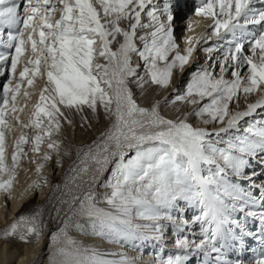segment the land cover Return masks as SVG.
I'll use <instances>...</instances> for the list:
<instances>
[{
	"label": "snow or ice",
	"instance_id": "6c2138e0",
	"mask_svg": "<svg viewBox=\"0 0 264 264\" xmlns=\"http://www.w3.org/2000/svg\"><path fill=\"white\" fill-rule=\"evenodd\" d=\"M173 9L174 0H0V48L9 50L0 51V78L5 79L0 85V195L13 198L17 168L27 156L23 145L31 144L39 155L47 141L43 162L33 161L40 174L53 152L61 155V143L53 137L73 123L72 115L88 123L83 115L88 110L94 116L103 113L109 122L97 142L80 150L70 182L95 183L112 164L110 180L102 185L111 189L105 199L110 210L96 207L88 192L61 201L71 212L60 229L71 246L58 249L63 264H135L76 247L67 237L75 215L97 218L92 227L112 242L164 241L170 228L175 251L157 256L155 264H190L199 255L205 264H264V180L247 171L258 158L264 166V122L254 121L236 134L241 121L264 110V0H201L195 15L212 21L211 32L201 40L215 37L223 43L203 49L220 55L194 70L183 92L174 76L190 63L194 39L185 41L186 49L177 43ZM38 77L46 84L25 124L16 115L23 110L18 97L22 86L31 88ZM146 84L175 89L164 104L176 106L179 114L166 116L158 100L141 106L131 85L144 90ZM257 94L258 99L249 100ZM184 107L188 110L180 112ZM189 116L218 127L194 126ZM13 121L34 135L21 132L9 164L6 137ZM57 166H62L59 161ZM181 206L200 212L174 215ZM39 216L21 215L0 238L38 243L43 234ZM250 221L258 230L249 227ZM194 225H199L198 236L183 234ZM247 238L258 247L244 259ZM51 239L58 243L60 236Z\"/></svg>",
	"mask_w": 264,
	"mask_h": 264
},
{
	"label": "bare ground",
	"instance_id": "6f19581e",
	"mask_svg": "<svg viewBox=\"0 0 264 264\" xmlns=\"http://www.w3.org/2000/svg\"><path fill=\"white\" fill-rule=\"evenodd\" d=\"M199 1L201 2V0ZM162 2L163 0H161V3ZM192 3L193 4H191V0H174V15H176V17L180 19V23L179 22L177 23L176 20L174 21L175 39L182 49H186L187 44L185 43V41L189 38H192L194 39L193 47L195 49L196 48L198 49L197 54L195 56L193 55L190 63L186 65L184 71L180 72L179 74L180 77L179 79H182V81L180 80L181 84L179 85V88L182 92L185 90L187 83L190 82L194 70H198L200 65L207 66L209 64H213L215 62V58L218 55H220V53L216 51H214L210 55H207L204 53L203 49L209 46L216 49L221 47L223 43V42H218L215 37H212L210 40L207 41L201 40V37L211 32L212 21L201 16H196L195 9L200 5L198 6L195 3V1ZM184 11L185 12L189 11L188 13L189 17L186 20V22L182 24L181 20L187 16L185 15ZM145 22H147L146 17H145ZM0 51H9V50L0 48ZM137 59L139 61L138 63H140L143 68V64L139 60V58L134 57V61ZM22 67H23L22 63L18 65L17 75L19 71L22 70ZM142 76H145V73H143ZM228 78H231L230 75ZM3 83H5V79L0 78V85H3ZM44 87L45 86L43 85V80H41V78L39 77L34 81V85L31 88H28L26 84L22 86L21 95L18 97L17 104L19 105L18 108H21L23 110L16 113V115L19 117V120L22 123L27 124L30 121L31 119L30 113L34 108L35 102H39V94ZM131 87H133L134 92L140 91L141 103L143 104L149 103L150 105L154 101L158 100L161 102L163 108V114H165L168 117H173L179 114L176 106H173L171 104L168 105L164 104L165 97H170L171 95H173L175 89H169L167 91H164L159 89L155 85H151V84H146L144 90H141L135 85H131ZM25 90H27L30 93V96L28 98H25L22 95L23 91ZM258 98L259 96L257 94L250 96L249 100L254 102L255 99ZM203 102L207 103L208 101L205 100ZM187 110H188L187 107H184L181 108L179 111L186 112ZM188 121L192 123L194 126H203L208 128L218 127L217 125H202L201 121L194 116H189ZM254 121L264 122V110H258L257 113L252 116V119L251 117H248L245 118L244 121H241L239 126L240 131L236 134H243L244 130L246 129L242 126L244 123L250 126ZM22 131L29 136L34 135L33 129L31 128L22 129L18 123L13 121L12 130L7 134L6 137L7 160H9V158H11V155L14 153L15 140L20 136ZM45 143L42 145H44V149H47V145H45ZM31 146H32L31 144H25L23 145V148L24 147L31 148ZM258 159L251 161L252 166L247 171L255 172L257 180H264V175H261V173H264V171H262V169H264V166H262L258 162ZM22 162L23 165L21 166L22 169L20 170L26 172V174L23 176L19 174H18L19 176L17 175L16 182H18V184L25 183L26 176H28V172L30 168H32L33 166L31 162L26 161L24 159ZM21 173L23 174V172ZM106 188L107 187H105L104 189ZM108 189L110 188L108 187ZM27 199L28 198L27 196H25V194H23L21 191L19 192V190L16 191L15 189V192L13 193V198L11 199L13 202L10 200L8 201V203L12 205L11 212L9 214L10 218L15 216L18 210L22 206H24L25 202H27ZM96 207L103 208L105 210H110V206L105 202V199L103 198H99L98 205ZM199 212H200L199 208L192 206H187V207L181 206L178 210H173L174 215L183 214L186 217H193L194 215L199 214ZM80 219L82 221L81 229L83 232H79L77 236H71V238L70 237L69 238L75 241L76 247L80 248L81 250L87 249L88 252L86 254L90 255L93 251H95L101 254L103 259H107V260H120L124 257H127L135 261V264H155V260L157 256L159 255L167 256L175 251V249L172 247L173 240L175 237L170 228H167L165 230L164 241H153L151 239H147V240L128 239V240H120L119 242H112L109 239L105 238L103 235H101L98 232V230L93 231L92 229L88 228V225L92 224V221L97 218L80 215ZM2 220H4V216L2 215L0 210V221ZM136 222L144 223L143 221H136ZM249 227L254 231L258 230V224L256 222L250 221ZM194 233L197 236L199 235V225H194L189 227L183 234L192 236ZM46 240L47 239L42 237L41 239H39L38 243L36 242L27 243V244L21 243L13 248V246L10 245L9 242L4 241L0 238V264H63L64 258L57 255L58 250H55V248L51 246V244H48ZM164 244L167 245L166 248L163 247ZM60 247L71 248V246L67 244V242L66 243L63 242L62 244H60ZM254 247H258L256 241L252 240L251 238H247L246 250L242 258L244 259L251 258L252 257L251 249ZM111 253H118L123 255L114 256L111 255ZM229 255L233 259L236 258L235 252H230ZM190 264H205L204 257L202 255L196 256L192 261H190Z\"/></svg>",
	"mask_w": 264,
	"mask_h": 264
},
{
	"label": "rangeland",
	"instance_id": "374dc122",
	"mask_svg": "<svg viewBox=\"0 0 264 264\" xmlns=\"http://www.w3.org/2000/svg\"><path fill=\"white\" fill-rule=\"evenodd\" d=\"M192 2L194 1L191 0V4H193ZM188 13L189 11L185 12V15L187 16L181 20L182 24H184L188 19ZM175 20L177 23H180V19L178 17H176ZM113 47L115 48L116 46L114 45ZM197 50L198 49L196 48L193 54L194 56L197 54ZM138 62V59L134 61V63ZM101 63H104V61L102 60ZM143 73L144 72L141 71L140 75H142ZM179 74L180 72L178 73V75L174 76V83L178 88L182 81V79H179ZM41 80H43V85L45 86L46 79L41 78ZM134 93L137 95L138 103H140L141 106L150 107L151 104L149 105V103H141L140 91H135ZM37 103L38 102H35L34 108ZM17 106L19 105L17 104ZM34 108L32 112L34 111ZM32 112L30 113L31 117ZM83 115L88 118V123L83 122L81 115L74 114L71 116L73 123L71 125L65 124L61 129L60 134L53 137V139H56L61 143V155L57 156L56 153L53 152V159L45 164V168L42 173L38 174L36 172L37 163L33 161L35 160L42 163V156L45 152L49 151L48 148L44 149V145H41V151L39 155H36L31 151L32 146L31 148H23L27 153V156L22 157L20 160L19 167L17 168L15 182L17 180L18 174L22 176L26 174V172L20 170L22 169L21 166L23 165V159L31 162L33 166L32 168H30L28 176H26L25 183L18 184V182H16L13 185V193L15 192V189L16 191L19 190V192L21 191L23 194H25L28 199L27 202H25L24 206H22L18 210L15 216L10 218L9 214L11 212L12 205L8 203V201L12 200L8 199L5 195H0V210L2 215L4 216V220L0 221V233L7 229L21 215L33 216L39 213V219L43 225L42 237L47 239V243L51 244V246H53L55 250L61 249L63 246L60 247V244H62L63 242L66 243V238L60 235V229L64 227V221L69 215H71V212L69 211V204L66 202L62 203L61 201H71L74 196H83L85 192H88L94 197V202L97 206L99 198L106 199V197L110 194L111 189H108V187L104 189L106 186L102 185H104L105 181L110 180L113 170L112 164L108 165L107 171L103 172L102 174H98V178L95 183H92L91 181L84 182L80 179L76 180L75 183L70 182L71 177L75 175V173L70 172V169L75 164H77L80 150H87L90 146L97 142L98 138L103 132L107 130L109 125V122L104 119L103 113H101L99 116H94L88 110H85ZM45 145H47V143H45ZM65 152H67L68 154L63 155V153ZM7 161L9 164H11V158H9V160ZM58 161L62 166H57ZM20 171L23 172V174ZM44 177H47L46 184L44 183ZM85 179H87V177H85ZM35 182H39L41 187L33 189L31 186ZM77 185L80 186L77 187ZM73 207H75V205H73ZM58 209L59 213L57 212ZM77 224L80 225L79 228L75 227V225ZM81 225L82 221L80 219V215L73 216L72 222L67 229V237L71 238V236H77L79 232H83L81 229ZM88 228L92 229L93 231H97V229H94L92 227V224H89ZM54 234L60 236L58 243H53L51 239ZM2 240L9 242V244L12 245L13 248L22 243L15 238ZM32 240L34 241L35 237H33Z\"/></svg>",
	"mask_w": 264,
	"mask_h": 264
}]
</instances>
